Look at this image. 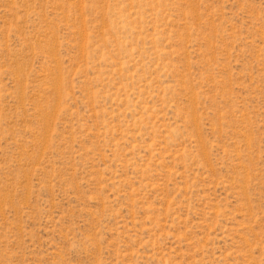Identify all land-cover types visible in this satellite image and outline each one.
Instances as JSON below:
<instances>
[{
  "label": "rangeland",
  "instance_id": "1",
  "mask_svg": "<svg viewBox=\"0 0 264 264\" xmlns=\"http://www.w3.org/2000/svg\"><path fill=\"white\" fill-rule=\"evenodd\" d=\"M0 264H264V0H0Z\"/></svg>",
  "mask_w": 264,
  "mask_h": 264
}]
</instances>
